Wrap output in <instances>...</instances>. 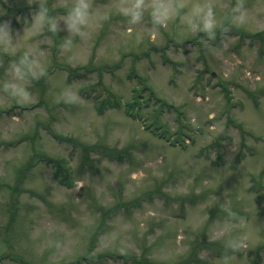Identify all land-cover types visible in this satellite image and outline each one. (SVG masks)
Masks as SVG:
<instances>
[{
    "label": "rangeland",
    "instance_id": "374dc122",
    "mask_svg": "<svg viewBox=\"0 0 264 264\" xmlns=\"http://www.w3.org/2000/svg\"><path fill=\"white\" fill-rule=\"evenodd\" d=\"M211 2L214 40L92 0L71 52L47 28L0 51V82L29 47L46 73L30 103L0 91V264H216L228 211L249 222L232 264H264V0L228 34L236 0ZM40 3L63 27L72 0H0V22L22 34ZM74 82L81 102L57 103Z\"/></svg>",
    "mask_w": 264,
    "mask_h": 264
},
{
    "label": "clouds",
    "instance_id": "9594fccd",
    "mask_svg": "<svg viewBox=\"0 0 264 264\" xmlns=\"http://www.w3.org/2000/svg\"><path fill=\"white\" fill-rule=\"evenodd\" d=\"M106 7L115 8L116 12L127 20L129 26L142 24L147 11L153 30L166 27L173 18H176L188 31L203 32L207 40L216 38L217 19L211 0H195L191 4L188 0H111ZM97 14L99 10L93 11L92 0H72L66 16L62 19L63 27H61V21L50 15L47 4L40 3L38 8L30 13V27H24L22 34L13 29L10 20L0 22V51L7 53L9 49H19L28 33H40L47 28L52 35L61 31L66 32L67 35L62 38L60 49L63 52H71L75 47L76 37L87 38V28ZM103 19L109 20L110 15L104 13ZM247 20L248 10L245 0H236L226 25L222 27V34H228L231 31L230 26H244ZM75 60V55L69 57L70 63ZM45 74L40 54L29 47L18 59L8 63L5 76L10 79L0 82V91L18 103H30L33 99V94L29 90L31 81ZM78 83L67 85L58 94L56 102L80 103L82 97L79 95ZM221 206L227 208V202L225 201ZM248 223L246 217L235 211H228L226 218L214 222L213 227H218L220 232L229 234V238L224 243V252L217 258L216 264H232L235 254L246 247L248 233L236 230L246 228ZM59 246L57 244V247Z\"/></svg>",
    "mask_w": 264,
    "mask_h": 264
},
{
    "label": "trees",
    "instance_id": "16d2710c",
    "mask_svg": "<svg viewBox=\"0 0 264 264\" xmlns=\"http://www.w3.org/2000/svg\"><path fill=\"white\" fill-rule=\"evenodd\" d=\"M57 163H58V162H57ZM59 165H60V167H59V169H58V170H56V172H55V175H56V177H59V178H60V177H61V172H62V171H61V164H59ZM67 170H69V169H67ZM145 262H147V263H148L149 261H147V259H146V260H145ZM148 264H157V263H154V262H153V263H152V262H149Z\"/></svg>",
    "mask_w": 264,
    "mask_h": 264
}]
</instances>
